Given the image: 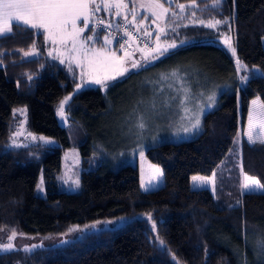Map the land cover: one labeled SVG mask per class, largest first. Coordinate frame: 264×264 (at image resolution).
Segmentation results:
<instances>
[{"label": "trees", "instance_id": "16d2710c", "mask_svg": "<svg viewBox=\"0 0 264 264\" xmlns=\"http://www.w3.org/2000/svg\"><path fill=\"white\" fill-rule=\"evenodd\" d=\"M172 3L185 5L191 21L166 35L183 44L157 59L156 73L188 70L211 83L226 84L228 90L218 95L216 108L202 116L195 138L145 151L146 160L162 173V186L151 191H140L135 167L112 170L94 161L85 136L75 146L83 170L80 185L74 193L60 190L61 152L69 145L55 108L62 96L72 93L75 80L46 55L36 31L14 29L11 36L0 37V233L15 230L17 236L54 238L75 226L119 223L65 244L0 252V264H264V190L242 194L236 170L224 178L222 167L229 165L225 160L249 102L257 98L264 103V0H222L215 9L213 0H196L190 8L186 5L192 0ZM125 16L132 19L128 10L119 15L122 20ZM113 17L95 14L90 27L96 18ZM170 19L167 15L165 22ZM134 20L141 24L142 17ZM201 20L221 21L219 30L231 37L236 49L234 59L219 46L220 34L202 26ZM139 30L147 29L142 24ZM99 37L104 38L102 31ZM100 39L92 45L98 48ZM30 48L36 49V57L22 59L19 53ZM237 59L244 66L239 71ZM245 75L249 80L242 83ZM19 106L26 109L27 130L58 146L6 147L12 112ZM103 112L98 87L72 94L64 108L67 121L82 130ZM238 153L241 174L264 183V147L241 139ZM210 174L217 175V202L207 190L189 187L190 176ZM39 176L43 197L34 195ZM232 184L235 192L230 193L225 188Z\"/></svg>", "mask_w": 264, "mask_h": 264}, {"label": "rangeland", "instance_id": "374dc122", "mask_svg": "<svg viewBox=\"0 0 264 264\" xmlns=\"http://www.w3.org/2000/svg\"><path fill=\"white\" fill-rule=\"evenodd\" d=\"M161 1H163V3ZM159 2L168 9V12L160 19H156L152 16V11L154 9L149 7L151 0H124V3L130 6V9H120V15L123 12H127V10L128 14H131L132 19L129 20V23L133 30L141 32L139 28L142 24L146 27L147 30L145 33H147L150 38L149 44L151 45V48L139 47L138 45L132 43L119 49H113L112 45L114 41L111 40V43L105 45L104 38H101L102 40L100 39L102 45L98 48L92 45L93 42H89L88 46L90 48H104L108 53L114 52L117 57L124 60V67L129 70L124 76L117 77L115 81H108L107 83L109 84V87L107 88L89 83L87 76L82 79L81 68L76 66L75 60L72 61V68L70 70V54L67 52L65 47L59 44L53 45L51 41L46 42L44 36L42 35L46 55L51 60L60 64L65 69L69 77H73L75 80V86L72 93L62 96L55 108L57 124L59 127L64 129L69 145L68 147H64L61 152V168L57 179L61 191L65 193H74L78 189L75 187L73 182L78 179L83 170L80 167V159L75 146L79 144L82 139H84V136L89 140V147L91 150L90 157L94 161H97L112 170L126 165L135 167L138 173V186L140 191L145 192L144 188L141 187L142 181L145 185H152L149 191L161 187L162 175H158L156 172V169L160 168L146 160L144 156L145 151L160 144H178L195 138L200 133L201 127L199 131L193 129L189 132H184L183 128H191V124L195 122L197 116L200 118L201 125L202 116L216 108L218 95L223 91L228 90L226 84L211 83L209 78L195 75L188 70L187 72H184L185 70H173L164 74H158L156 72L159 70L155 63H157L159 59L152 60L151 63H148L147 60L144 59V57L152 59L151 56H148V50H153V55H155L157 45H159L161 50L173 43L176 45V48L182 45V41L177 43L175 40H167L166 35L175 34L174 32L178 27L190 25V17L192 16L191 11L185 9L181 12L179 5L173 4L172 0H159ZM133 3L136 5L135 17L133 16L132 11ZM141 5H143V7H141ZM186 6L187 8H190L189 4ZM155 10L159 11V9ZM173 12L176 13L175 16L172 15ZM99 13H102L104 16L111 14L113 16H117L115 8H112L110 11H105L102 7V10L97 12L96 15ZM167 15H169L171 19L168 22H165ZM140 16L142 17L141 24L134 20ZM92 19L91 23L95 18L93 20ZM95 21H97V18ZM78 26L83 27V22H78ZM219 28L220 26L217 24L214 28L210 29L217 31V33L220 34L218 39L220 41L219 46L224 48L230 57L234 59L235 56L232 54L231 48L225 44L226 38H229L231 43V37L224 32L221 33ZM161 29L164 31L162 32ZM82 35L84 36L85 34L83 33ZM158 36L159 40L157 39ZM261 46L264 48V37L261 39ZM68 47H71V45L69 44ZM232 48L234 47L232 46ZM175 49H169V52ZM33 50L37 53L36 49L30 48L27 51L20 52V57L22 59H32L36 57V55L25 56V52H31ZM49 52H52V55H49ZM57 52L62 55L59 59H54L53 56L57 55ZM61 59L65 62L61 63ZM133 63H139L142 66L133 68ZM172 73H176V75L173 76ZM165 76L167 79H162V77ZM77 85H80L79 89H77ZM93 87H98L100 89V93L103 98L104 112L102 116L89 124L86 130H82L78 125L69 123L65 115L62 119V117L58 114L61 101H64L66 97H71L72 94L83 89ZM210 96L214 97L213 101H209L208 98ZM253 100L258 99L254 98ZM253 100H251L248 104V112L246 114L247 116L243 127L238 129L234 147L228 154V159L225 160L229 163V165L224 164L222 166L224 178L225 176H230V169L236 170V177H238V189L241 193V185L244 182V174H241L239 171V142L237 143V141L243 139L247 144H249L247 135L245 134L249 130L248 116L249 113L254 110L259 111L260 103L258 100L259 103L257 105H253ZM21 110L25 111L22 112ZM26 122L25 107L19 106L14 109L12 112V120L9 125V128L11 129H9L6 147H11L13 135L17 131L22 133V135L15 137L16 142L21 145L27 144L29 146L38 145L49 147L58 146L57 142L53 139L44 137L51 141V143L45 144L43 141L39 140V137L43 136L31 133L33 136L37 137V140L33 142L31 137L28 136V133L30 132L26 128ZM141 122L145 125L143 129L138 127ZM256 130L257 129H253V131ZM262 136H264V133H262ZM256 145L264 147V145L259 143ZM216 176V174H210L209 176H190L189 187L191 189L207 190L211 194L212 198L217 202L219 197L216 196ZM193 177H205L208 179V183L204 187L196 188L194 186ZM233 177L234 175L232 178ZM40 182L41 177L39 176L34 190V195L43 197L44 190L41 191L38 188ZM225 190L230 193L235 192L233 184L230 188H225ZM260 192H263V190L251 193ZM94 224L96 225L95 228L87 227V225L79 227L82 231L66 232L64 235L54 238H27L16 235L12 243L14 245V249L21 250L25 248L30 249L33 245L42 247L65 244L83 234L99 231L101 229L112 228L119 223L112 222L111 224ZM9 235L11 234L5 231L1 232L0 243H9Z\"/></svg>", "mask_w": 264, "mask_h": 264}, {"label": "snow or ice", "instance_id": "6c2138e0", "mask_svg": "<svg viewBox=\"0 0 264 264\" xmlns=\"http://www.w3.org/2000/svg\"><path fill=\"white\" fill-rule=\"evenodd\" d=\"M222 3V0H213L211 7L215 9ZM135 3H133L132 11L133 16L135 17ZM196 6V0H192L190 7ZM110 11L112 8L116 9V15H120L121 8H128V4L124 3V0H0V37L11 36L15 30L21 28L26 30H34L39 35H43L45 41H51L53 45H62L65 47L67 52L70 54L69 57V69L72 68V61H76V66L81 68V78L85 76L88 78V82L95 85H100L104 88L109 87L108 81H115L117 77L124 76L129 70L124 67V60L120 57H117L114 52L108 53L104 48L95 49L88 46L89 42H99V31L97 27H90L91 19L95 14L102 10ZM143 7V5H141ZM149 7L153 8L152 16L156 19H160L168 12V9L164 7L159 0H151ZM179 8L181 12L185 10V5L180 4ZM155 9H159L156 11ZM173 16L176 15L175 12L172 13ZM195 15V13H193ZM127 20V16L124 17ZM83 22V27L78 26V22ZM227 23V21H223ZM221 21L217 20L215 23L208 22L205 24L203 20L200 21L202 26L208 28H214ZM97 25L102 31L105 27L110 28L111 23L105 25L103 19H97ZM90 32V35L83 36L82 34L85 31ZM163 32L164 30L161 29ZM128 35V33H125ZM159 40V36L157 37ZM111 43L108 35L104 36V44L107 45ZM183 43V42H182ZM71 47H68V45ZM225 44L231 48L232 54L235 56L236 49L232 48L229 38L225 39ZM123 45H121L122 47ZM176 45L170 44L167 47L160 49L159 45L155 50V55H153V50H148V56H151L152 59L147 60L148 63H151L152 60L159 59L162 56H165L169 53V49H175ZM35 50L31 52H25V56L36 55ZM49 55H52V52H49ZM62 54L57 52V55L53 56L54 59H59ZM79 57V58H78ZM61 63L65 61L60 60ZM237 71L244 67L239 59L236 61ZM139 63H133V68L141 67ZM173 76L176 73H172ZM162 79H167V77H162ZM241 82H247L249 80L248 76H241ZM80 88V85H77V89ZM70 97H66L64 101H61L59 106V115L64 118V108L67 101ZM209 101H213L214 97H209ZM253 105L259 103L258 100H253ZM210 106V105H209ZM22 112L25 110H21ZM249 130L247 133L248 143L251 145H256L257 143L264 145V103H259V111H252L248 116ZM139 128L143 129L145 125L141 122L138 125ZM193 129L200 130V118L196 117L195 122L191 124V128L184 127V132L192 131ZM253 129H257L253 131ZM22 135L21 132L17 131L14 133L12 138L11 147L20 148V147H29L27 144H19L16 142L15 137ZM28 136L31 137L32 141H36L37 137L33 136L31 133H28ZM39 140L43 141L45 144L51 143L44 137H39ZM239 141H237L238 143ZM158 175H162L160 169H156ZM244 182L241 185L242 194L244 192H254L264 190V183L255 177L249 176L247 174L243 175ZM194 186L196 188H201L207 185L208 179L205 177H193ZM75 187H79L80 181L76 179L74 182ZM141 187L145 191H149L152 187L151 184L145 185L142 181ZM38 188L43 190V178H41L40 185ZM239 203V201H238ZM148 219H151L149 215ZM100 223V222H97ZM106 223L111 224L112 221H107ZM87 227L95 228L96 225H88ZM153 230H155V222L152 224ZM82 231L78 226L69 228L68 232H77ZM17 233L15 230L11 232V235L8 236L9 243L4 244L0 243V251L9 252L14 249L12 241L15 239ZM66 242V241H65ZM164 242L161 241V244ZM37 247L33 245L32 248ZM264 248V245H261ZM24 251H31V249L25 248Z\"/></svg>", "mask_w": 264, "mask_h": 264}, {"label": "built area", "instance_id": "2783aa9c", "mask_svg": "<svg viewBox=\"0 0 264 264\" xmlns=\"http://www.w3.org/2000/svg\"><path fill=\"white\" fill-rule=\"evenodd\" d=\"M105 25L111 23V27H105L102 32L105 35L109 36L110 40H113L116 43L117 48H122L125 45L136 44L139 47L151 48L149 44L150 38L147 33H138L133 30L129 21L122 20L119 16H114L112 19L104 20ZM94 27H97L99 31V26L97 25V21L94 24ZM128 33L126 35L125 33ZM119 45H123L122 47ZM119 46V47H118Z\"/></svg>", "mask_w": 264, "mask_h": 264}, {"label": "crops", "instance_id": "0c3cea01", "mask_svg": "<svg viewBox=\"0 0 264 264\" xmlns=\"http://www.w3.org/2000/svg\"><path fill=\"white\" fill-rule=\"evenodd\" d=\"M247 112H248V107H247ZM247 116V115H246Z\"/></svg>", "mask_w": 264, "mask_h": 264}, {"label": "water", "instance_id": "95a60500", "mask_svg": "<svg viewBox=\"0 0 264 264\" xmlns=\"http://www.w3.org/2000/svg\"><path fill=\"white\" fill-rule=\"evenodd\" d=\"M131 49V48H130Z\"/></svg>", "mask_w": 264, "mask_h": 264}]
</instances>
